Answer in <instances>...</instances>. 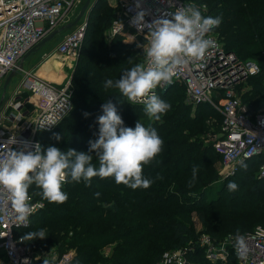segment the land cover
Listing matches in <instances>:
<instances>
[{
	"label": "trees",
	"instance_id": "obj_1",
	"mask_svg": "<svg viewBox=\"0 0 264 264\" xmlns=\"http://www.w3.org/2000/svg\"><path fill=\"white\" fill-rule=\"evenodd\" d=\"M181 1L205 5L203 16L220 17L221 23L213 31L226 51L257 64L259 72L247 79L245 84L253 82L243 100L251 114L257 112L251 108L253 97L260 95L264 104V0ZM99 5L105 7L93 0L89 12H95ZM113 17L107 15L105 19L110 23ZM92 39L87 36L83 40L81 54L90 53L80 58L70 78L71 109L51 131H40L37 137L42 148L52 145L61 151L71 148L88 152L89 141L98 135L96 117L102 114L101 105L110 99L125 126L134 128L139 120L154 127L163 140L161 153L143 169L144 177L153 183L146 189L133 190L117 184L112 177H94L90 186L69 177L62 189L68 199L62 204L49 203L32 185L29 193L45 206L29 218L26 227L15 231L23 237L28 250L55 248L57 259L71 250V264H158L168 248L194 246L201 233L193 230V214L202 226V234L214 242L236 237L238 231L244 235L257 224L264 228V179L258 177L263 159L245 162L246 170L240 166L235 175L220 182L222 176L216 164L221 156L213 148V136L207 141L204 137L210 126L207 122L212 119L208 110L212 108L208 104H188L184 87L175 83L158 95L171 105L170 109L159 121L150 120L143 105H132L117 89L104 88L108 79L116 81L136 63L143 62L144 55L131 45H98L93 49ZM218 120L220 125L216 123L215 130L221 128V115ZM54 133L61 136L59 141L53 139ZM91 154L98 167L95 153ZM194 166L198 171L190 184ZM229 182L248 185L246 202L240 197L242 200L234 203L240 194L238 184L236 194L226 195ZM39 229L45 230L44 239L24 238ZM106 249H110L108 253H104ZM193 259H198V264H211L203 259L201 249L196 250ZM53 260H47L48 264H55ZM44 261L34 260L32 264ZM227 264L235 263L231 259Z\"/></svg>",
	"mask_w": 264,
	"mask_h": 264
},
{
	"label": "built area",
	"instance_id": "obj_2",
	"mask_svg": "<svg viewBox=\"0 0 264 264\" xmlns=\"http://www.w3.org/2000/svg\"><path fill=\"white\" fill-rule=\"evenodd\" d=\"M111 1L117 4L121 14L120 21H113L112 32L124 34L123 29L127 27L142 39V50L149 39L147 23L181 7L195 6L202 15L207 10L205 5L181 0ZM78 2L0 0V89L20 59L52 33ZM140 12L144 13V22L136 18ZM82 28L66 36L54 53L57 56L72 54L84 31ZM205 38L212 41L205 56L179 66L172 83H162L154 91L159 95L161 90L177 83L184 87L187 103L193 107L208 104L214 109L219 108L222 124L213 139V148L221 156L220 165L225 176L238 172L239 161L247 162L258 157L263 159L258 177L264 179V111L251 114L248 105L237 95L238 88L256 75L259 68L252 60L239 59L233 52L226 51L213 29ZM21 73L18 88L0 111V153L19 149L25 142L29 146L41 145L37 133L51 131L71 109L70 80L64 86L56 87L38 79L31 71ZM42 208L43 203L32 197L28 221ZM16 215L6 194L0 193V264H32L34 261L23 237L15 234L16 230L26 227L28 221L23 224ZM242 236L248 247V254L243 259L237 255L235 237L228 236L214 242L201 234L194 246L164 252L158 264H198L199 260L193 259L197 249H201L203 259L211 264H227L231 259L235 264H264V228L258 226ZM60 260L56 264H71L68 257Z\"/></svg>",
	"mask_w": 264,
	"mask_h": 264
},
{
	"label": "clouds",
	"instance_id": "obj_3",
	"mask_svg": "<svg viewBox=\"0 0 264 264\" xmlns=\"http://www.w3.org/2000/svg\"><path fill=\"white\" fill-rule=\"evenodd\" d=\"M136 18L144 22V13H138ZM220 23V17L203 16L195 6L178 8L147 23L149 39L143 48L145 61L136 63L116 81L108 79L104 88L117 89L130 104H142L150 120L159 121L171 105L154 89L162 83H172L179 66L202 59L212 44L205 37ZM101 113L96 117L98 135L89 141L88 152L71 148L61 151L52 145L42 148L39 143L29 146L25 142L19 149L0 153V193L6 194L18 221L26 224L31 214L29 189L32 185L40 190L37 194L43 199L59 204L68 199L62 189L69 177L75 182L83 180L89 186L94 177H112L117 184L133 190L151 186L153 180L144 177L143 169L162 151L163 140L157 130L139 120L134 128L125 126L116 104L110 99L101 105ZM53 139L59 141L61 136L54 133ZM91 153H95L98 167L93 164ZM239 163L245 170L248 168L243 160ZM197 171L198 167L194 166L190 184L195 181ZM237 187L235 182L227 185L229 191ZM95 195L99 197L100 193ZM45 237V230L39 229L24 238ZM235 241L238 257L245 258L248 247L239 231Z\"/></svg>",
	"mask_w": 264,
	"mask_h": 264
},
{
	"label": "rangeland",
	"instance_id": "obj_4",
	"mask_svg": "<svg viewBox=\"0 0 264 264\" xmlns=\"http://www.w3.org/2000/svg\"><path fill=\"white\" fill-rule=\"evenodd\" d=\"M98 1L101 4H105V7L100 8V5H99L98 9L93 13L89 12V10H86L83 17L77 23L74 24L75 19L77 18L83 4L85 3V0H79V2L66 13L63 20L58 24L56 30L62 28V31L60 32V34L57 35L56 37H54L50 42H48L44 47H42L41 50H39L36 54L31 55L28 58H26L23 62V70L30 72V70L34 69V67L36 66V64L38 62L42 61L44 51H51L54 48V46L57 43H59L60 41H62L66 36L73 34L74 32H76L78 29H80L82 27H83L82 29H84V31L82 33L81 38L78 41V45H77V48L75 49V51L72 54H69L66 56L65 55L64 56H57L55 58V60L60 61L62 63H65V65L67 67L66 68L67 75H72L73 70L77 66V63L80 60V58L81 59L85 58L90 53V50H89V52L81 54V44H82L83 40L85 39V37H87V36L93 37V39H92L93 44L92 45H95V46H93V49H96V47L98 45H108L110 47H112L113 45L116 47L117 46H123V45H131L136 50L140 51L141 56L144 55L143 54L144 52L142 50V45H143L142 39L137 37L127 27H124V29H123V32L125 35L121 34V32L118 34H115L112 32L113 21H116V20L120 21V18H121L120 10H119V7L117 6V4L111 0H98ZM187 1H189V0H187ZM92 2H93V0H91V3ZM189 2H191V1H189ZM107 15H113L114 16L113 19H110V23H109V21H107V19H105V16H107ZM21 75H23V74L21 72H18L17 76L14 79H12L10 84L7 86V89L4 92L5 100H9L12 96L13 91L18 88V83L21 80ZM252 82L253 81H250L247 84H243L240 88H238V94L237 95L242 101L245 99V94L247 93V95H248V91L250 89L249 88L250 83H252ZM71 87H72V85H71ZM162 91H164V90H161L160 93ZM2 96H3V90H2V86H1L0 99L2 98ZM185 100H186V98H185ZM208 107L210 109L212 108L211 109L212 111L208 110L210 113V117L212 119L209 120V122H207V125H210V126L206 132V135L204 136L206 141L211 140L212 136H213L212 139H214V137L218 134L220 127L218 130H215L214 125L216 123L220 125L218 119L221 115L219 108L214 109L211 106H208ZM251 108L254 111H264V104H263V101H261L260 95L253 97ZM216 169L219 172V175L222 176V177H220V182L223 181V178L228 177V176H225L226 174L223 172V168L220 165V161L217 162ZM238 170H240V167ZM240 176L241 175H239L238 177L240 178ZM218 182H219V180H218ZM237 184H238V186H241V188H240V194L234 199V203H239L242 199H243V202H246L247 201V198H246L247 194L245 191L248 190V185H242V182H238ZM237 190H238V187L235 191H229L228 188H226L225 193H226V195L227 194L234 195L237 193ZM240 197H243V198L240 199ZM232 201L233 200H231V202ZM41 202L43 203V208H44L45 203L42 200H41ZM192 223H193L192 224L193 230L196 233L202 234V226L198 222V219H197L195 214L192 215ZM258 226L262 227L263 224H257L256 227H258ZM251 231H249V232H251ZM171 249L172 248H170V249L168 248L167 250H165V252L171 251ZM55 250L56 249L53 248L51 250H42V251H38V252L37 251L33 252L31 250H29V251L32 254L35 262L41 261V260H53L54 259L53 261L56 264L64 256L68 257L70 263L72 262L73 251H71V250L67 251L64 255H62V257L60 259H57L56 258L57 254H56ZM109 250L110 249H106L104 251V253H108Z\"/></svg>",
	"mask_w": 264,
	"mask_h": 264
},
{
	"label": "crops",
	"instance_id": "obj_5",
	"mask_svg": "<svg viewBox=\"0 0 264 264\" xmlns=\"http://www.w3.org/2000/svg\"><path fill=\"white\" fill-rule=\"evenodd\" d=\"M60 42L51 51H44L42 61L38 62L34 69L30 70L38 79L51 83L56 87L64 86L71 78V75H67L66 73L67 67L65 63L55 60L57 55L54 51ZM7 112L6 110L5 113Z\"/></svg>",
	"mask_w": 264,
	"mask_h": 264
},
{
	"label": "water",
	"instance_id": "obj_6",
	"mask_svg": "<svg viewBox=\"0 0 264 264\" xmlns=\"http://www.w3.org/2000/svg\"><path fill=\"white\" fill-rule=\"evenodd\" d=\"M91 9V0H85V3L83 4L80 13L78 14L77 18L74 21V24L77 23L84 15L86 10ZM62 31L61 29L54 30L52 33H50L48 36L44 37L41 41H39L33 48H31L19 61L16 68H14L4 79L2 90H3V96L0 99V111L2 109V106L6 103L7 100L4 98V92L7 89V86L10 84L11 80L14 79L18 72L23 71V62L26 58H28L31 55L36 54L42 47H44L48 42H50L54 37L60 34Z\"/></svg>",
	"mask_w": 264,
	"mask_h": 264
}]
</instances>
